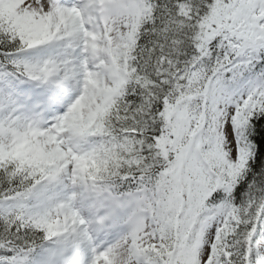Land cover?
Wrapping results in <instances>:
<instances>
[{"label":"snow or ice","instance_id":"snow-or-ice-1","mask_svg":"<svg viewBox=\"0 0 264 264\" xmlns=\"http://www.w3.org/2000/svg\"><path fill=\"white\" fill-rule=\"evenodd\" d=\"M0 264H264V0H0Z\"/></svg>","mask_w":264,"mask_h":264}]
</instances>
